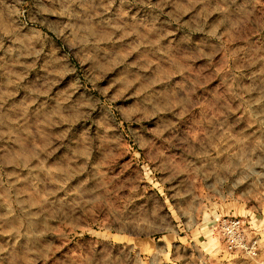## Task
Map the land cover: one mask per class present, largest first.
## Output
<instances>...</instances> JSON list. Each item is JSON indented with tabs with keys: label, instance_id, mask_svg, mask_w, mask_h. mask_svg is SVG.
Returning <instances> with one entry per match:
<instances>
[{
	"label": "rangeland",
	"instance_id": "1",
	"mask_svg": "<svg viewBox=\"0 0 264 264\" xmlns=\"http://www.w3.org/2000/svg\"><path fill=\"white\" fill-rule=\"evenodd\" d=\"M221 216L264 225V0H0V264H257Z\"/></svg>",
	"mask_w": 264,
	"mask_h": 264
},
{
	"label": "built area",
	"instance_id": "2",
	"mask_svg": "<svg viewBox=\"0 0 264 264\" xmlns=\"http://www.w3.org/2000/svg\"><path fill=\"white\" fill-rule=\"evenodd\" d=\"M219 241L228 249L240 251L251 259L264 252V227L236 216H221L211 225Z\"/></svg>",
	"mask_w": 264,
	"mask_h": 264
},
{
	"label": "crops",
	"instance_id": "3",
	"mask_svg": "<svg viewBox=\"0 0 264 264\" xmlns=\"http://www.w3.org/2000/svg\"><path fill=\"white\" fill-rule=\"evenodd\" d=\"M257 229L262 230L264 225H261V222L256 224ZM257 264H264V254H260L255 260H253Z\"/></svg>",
	"mask_w": 264,
	"mask_h": 264
}]
</instances>
